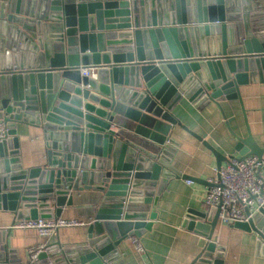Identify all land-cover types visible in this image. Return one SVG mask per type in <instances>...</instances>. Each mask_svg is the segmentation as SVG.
I'll return each instance as SVG.
<instances>
[{
    "label": "water",
    "instance_id": "obj_1",
    "mask_svg": "<svg viewBox=\"0 0 264 264\" xmlns=\"http://www.w3.org/2000/svg\"><path fill=\"white\" fill-rule=\"evenodd\" d=\"M90 66L96 77L82 75ZM256 73L264 74V0H0V120L8 127L0 210L53 219L73 204L72 191L104 193L86 243L50 244L23 260L0 229V264H125L117 247L151 228L169 179L211 185L171 165L172 129L190 131L174 106L184 97L198 106L237 98ZM18 123L42 129L44 165L23 167ZM237 138L239 158L263 157L250 130ZM204 143L220 170L227 157ZM219 212L185 215L182 225L201 234L194 263L224 264ZM232 225L264 245V206Z\"/></svg>",
    "mask_w": 264,
    "mask_h": 264
},
{
    "label": "crops",
    "instance_id": "obj_2",
    "mask_svg": "<svg viewBox=\"0 0 264 264\" xmlns=\"http://www.w3.org/2000/svg\"><path fill=\"white\" fill-rule=\"evenodd\" d=\"M239 94L237 98L210 101L201 106L184 97L174 106V117L191 131L178 123L171 131V136L179 142L171 165L182 175L206 181L217 176V158L205 141L227 157L222 161V167L230 163L232 156L240 157L235 149L237 136L247 137L248 130L256 143L264 148V74L247 76L239 86ZM17 136L23 167L44 165L47 148L42 129L18 123ZM188 180L182 176L169 179L158 199L157 217L151 228L142 236H129L119 244L117 249L125 264L194 263L202 249L201 234L182 224L188 209H209L204 198L210 185L196 180L189 183ZM72 194L73 204L64 206L60 217L80 219L86 224L61 227L50 238L41 236L35 229L13 228L19 221L17 214L0 210V229L7 231L8 246L16 249L18 256L25 260L32 249L41 246L45 248L54 243L80 246L86 243L89 224L94 221L104 193L89 187L72 191ZM214 236L218 245L224 246V264H264V245H258L259 238L254 231L219 220ZM132 237L139 239L143 252L135 248Z\"/></svg>",
    "mask_w": 264,
    "mask_h": 264
},
{
    "label": "built area",
    "instance_id": "obj_3",
    "mask_svg": "<svg viewBox=\"0 0 264 264\" xmlns=\"http://www.w3.org/2000/svg\"><path fill=\"white\" fill-rule=\"evenodd\" d=\"M82 75L96 77L94 66L83 67ZM8 127L4 120H0V141L7 137ZM264 155H248L244 158L233 157L230 163L217 169V176L210 178L211 183L204 198L205 204L211 208H220L219 220L226 223L248 221L264 206ZM218 173L220 177L218 178ZM190 183L191 180H188ZM249 209L250 213H247ZM86 223L76 218L56 217L53 219H23L12 227L21 229H35L41 236L52 237L61 227L81 226ZM135 248L143 252L144 247L139 239L132 237ZM44 246L31 250L36 258Z\"/></svg>",
    "mask_w": 264,
    "mask_h": 264
}]
</instances>
